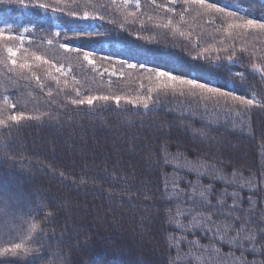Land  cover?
<instances>
[{"label":"trees","instance_id":"trees-1","mask_svg":"<svg viewBox=\"0 0 264 264\" xmlns=\"http://www.w3.org/2000/svg\"><path fill=\"white\" fill-rule=\"evenodd\" d=\"M156 2L161 4L165 0ZM116 3L119 5L121 0ZM219 3L232 10L238 6L241 16L264 17V0H219ZM127 11L137 10L130 3ZM139 12L145 13L143 27L140 20L133 24V18L128 17L121 29L124 14L115 9L104 13L105 20L95 21L110 35L86 49L95 50L91 57L93 67L77 61L75 53L56 50L63 35L54 40L51 48L40 43L42 36L55 32L56 25L74 29L77 22L67 17L54 18L39 8H22L17 0L0 2V26L11 25L13 32L22 33L25 49L32 51L39 47L42 54L63 62L66 69L69 61L65 57H72L73 71L67 77L69 91L77 86L72 82L75 76L83 83L84 94L135 98L148 96L151 88L152 100L156 101L150 102L148 110L123 100L119 106L112 101H97L94 107L68 105L64 93L56 95V84L46 80L57 103L68 105L58 112L56 105L47 107L38 90L34 94L40 103L33 101L27 94L30 89L24 88L25 81L20 80L19 86H14L17 75L9 73L0 63V105L7 96L9 106L17 105L13 111L59 114V121L44 117L22 121L15 127L0 126V198H11L7 207L0 205V246L9 241L19 242L23 231L21 219L37 214L38 197L43 196L55 212L44 234L36 237L34 246L41 248L39 254L0 257V264H50L55 252L61 253L63 264H190L183 255L187 246L177 249L169 239L177 230L170 226L167 215L175 204L170 200L171 188L165 191V177L173 172L165 164L161 151L165 143L169 153L179 151L189 160L207 159L229 174L235 170L245 177H256L258 183L251 190L247 186L235 190L242 200L240 211L246 216L254 215L257 220L264 218V107L257 106L239 115L228 113L223 102L217 107L187 92L180 95L179 89L173 92L158 88L155 72L167 71L196 79L249 98L255 95L261 101H264V79L250 68L247 55L241 56L242 62L229 63L225 58L219 65L205 58L228 54L222 50L217 53L213 48L223 47L218 43L221 35L215 41L207 35L213 26L205 25L203 36L199 28L181 36L180 32H189L187 25H179V31L156 26L166 23L167 18L162 19L163 13L153 10L149 0H141ZM109 20L116 23L110 24ZM178 21L179 17L174 18V23ZM33 25L34 31L23 32ZM71 34L69 31L68 35ZM198 37L200 48H193ZM80 43L85 42L77 41L73 46ZM236 43L239 47L240 41ZM257 45L264 47L259 42ZM204 47L210 48V52L194 59ZM104 56L109 59H102ZM128 64L137 67L129 68ZM141 64L145 65L143 69L139 67ZM238 72L244 73L243 77L235 76ZM60 87H64L63 81ZM9 114L6 108L4 116ZM220 187L217 186L218 190ZM232 190L229 188V192ZM249 197L256 202L254 208L248 203ZM42 218L43 212H39L37 219ZM260 240L264 242V238ZM200 242L207 240L201 238ZM248 258L264 260L259 253Z\"/></svg>","mask_w":264,"mask_h":264},{"label":"snow or ice","instance_id":"snow-or-ice-1","mask_svg":"<svg viewBox=\"0 0 264 264\" xmlns=\"http://www.w3.org/2000/svg\"><path fill=\"white\" fill-rule=\"evenodd\" d=\"M3 2V0H0ZM22 8L35 7L42 9L44 14H50L54 18H64L77 22L76 28H62L56 25L55 32H49L47 36H42L40 43L46 44L50 48L54 44V40L64 37L63 42L56 45L57 51L64 53H75L77 61L82 60L93 67L95 62L91 57L94 55V49H88L91 44L103 41L108 38L110 33L108 30H101V26L95 25V21L105 20L104 13L109 9L122 11L124 14V22L119 24L123 29L128 22V17H132V23L137 20L141 21L143 27V17L145 13L139 12L141 8V0H121L117 5L116 0H17ZM137 10L128 12L129 4ZM149 4L158 14L163 13V18H167L166 23L156 25L166 29L179 31V25H187L189 32H180L181 36L190 35L197 28L200 29V36L206 33L205 25L213 26L207 32V35L215 41L217 35H221L218 41L223 47L215 49L218 53L221 50L228 53L226 57L219 55L214 58L205 56L209 62L221 64L223 60L229 63L242 62L241 56L247 55L250 61V68L258 72L261 79H264V47H258L257 42L264 44V17L248 18L239 15L241 11L238 6L236 10H232L227 5H221L219 0L210 3L208 0H165L164 3L157 4L156 0H149ZM179 17V21L174 23V18ZM187 17V19H186ZM151 20L152 17L148 16ZM67 22V21H66ZM219 22V23H217ZM108 23L115 24V20H109ZM32 28H25L24 33L34 31ZM71 31V36L68 32ZM249 37L251 40H249ZM225 40L230 43H225ZM240 41L237 46L236 41ZM77 41L85 43L77 44ZM29 43H32L29 40ZM24 35L17 34L12 31V26H0V63L4 64L9 73H15L17 80L14 86H19V81H25L24 88L30 89L28 96L37 104V92L45 97L44 103L51 108L56 105L57 111L67 108L68 105L94 107L97 101H112L117 106L123 100L125 103L140 106L145 110L149 109L152 100L151 93L153 89H148V96H137L135 98L123 96L120 94H84L81 91L83 83L77 81L75 76L72 82L75 87L69 89L68 75L73 71L70 61L71 56H66L69 66L66 69L64 63L59 60L49 59L47 53L42 54L39 47L36 50L29 51L24 48ZM193 48H200V39L197 38ZM210 48H201L200 53L193 57L200 58L201 55L210 52ZM107 60L109 57H102ZM256 61H260L257 63ZM122 63H126L123 61ZM129 68H135L137 65L128 64ZM141 69L145 65H139ZM115 74V73H113ZM244 73H235V76L243 77ZM155 77L158 82L157 87L164 90L176 92L184 95L187 92L192 97H198L205 101L213 102L217 107H225L228 113L250 111L254 107H264V101L256 99L255 95L251 98L236 94L234 91L225 90L221 87L211 86L206 82H200L196 79H189L183 76L173 75L167 71L156 70ZM11 79V77H9ZM151 79V77H149ZM54 82L57 86L56 95L64 93L67 98L68 105L58 104L53 95V89L49 83ZM61 81L64 87L61 88ZM85 81L84 83H86ZM47 88V92L44 90ZM91 90L89 89V92ZM74 93V97L73 94ZM16 104L9 106L8 97H4V103L0 105V126L15 127L22 121L40 120L44 117L59 121V114L53 115L52 112H42L38 115H32L24 111H13ZM11 113L4 116L5 110ZM66 114V111H65ZM161 151L165 154V164L172 167L173 172L165 177V191L171 188L170 200L175 204V208L168 210L170 226L176 228L177 232L170 234L169 239L173 242L172 246L181 249L182 245L187 246V251L183 255L189 258L195 264H264V260L257 261L249 259V255L255 257L257 253L264 256V242L260 238H264V218L257 220L254 215H245L240 211V192L235 190L237 187H248L249 190L257 185V179L254 176H243L233 170L230 174L222 166H217L207 159L194 158L187 159L182 152H168V144L165 143L161 147ZM175 161V163H173ZM61 175H63L61 173ZM115 176V174H113ZM195 177L194 179L190 177ZM207 179L209 182L204 183ZM218 185L222 187L217 188ZM229 188L233 190L229 192ZM127 190V189H126ZM111 194V191L110 193ZM9 199L0 198V205L7 207ZM232 203L229 204L228 201ZM248 203L255 207V201L249 197ZM36 215H30L27 219H21L23 231L20 233L19 242H11L0 246V257H29L41 252L40 247L34 246L37 242L36 237L42 236L49 222L54 218L55 212L50 209L49 203L40 196L35 201ZM249 213L252 209L248 210ZM39 212H43V218L37 219ZM256 225V226H254ZM199 233V236H197ZM192 236L193 239L188 237ZM201 238L206 239L207 243H201ZM259 244V247H258ZM227 248V251L223 249ZM181 253L178 251V255ZM53 259L50 264H63L60 252L52 254Z\"/></svg>","mask_w":264,"mask_h":264},{"label":"rangeland","instance_id":"rangeland-1","mask_svg":"<svg viewBox=\"0 0 264 264\" xmlns=\"http://www.w3.org/2000/svg\"><path fill=\"white\" fill-rule=\"evenodd\" d=\"M212 46H213V45H212ZM213 48H214V49H218V48H216V47H214V46H213Z\"/></svg>","mask_w":264,"mask_h":264}]
</instances>
